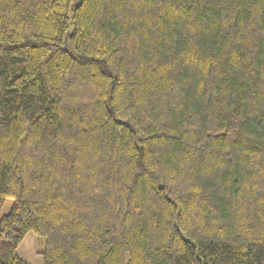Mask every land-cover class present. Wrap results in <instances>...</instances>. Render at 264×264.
<instances>
[{"label":"trees","instance_id":"16d2710c","mask_svg":"<svg viewBox=\"0 0 264 264\" xmlns=\"http://www.w3.org/2000/svg\"><path fill=\"white\" fill-rule=\"evenodd\" d=\"M0 264H264V0H0Z\"/></svg>","mask_w":264,"mask_h":264},{"label":"rangeland","instance_id":"374dc122","mask_svg":"<svg viewBox=\"0 0 264 264\" xmlns=\"http://www.w3.org/2000/svg\"><path fill=\"white\" fill-rule=\"evenodd\" d=\"M13 201L7 199L0 209V218L6 215ZM44 242L41 238L36 237L32 232H28L22 242L16 249V255L28 264H42V251Z\"/></svg>","mask_w":264,"mask_h":264}]
</instances>
